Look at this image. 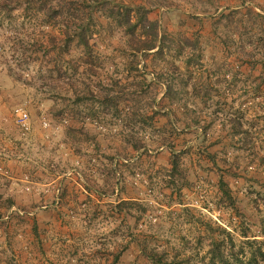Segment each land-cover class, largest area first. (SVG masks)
Masks as SVG:
<instances>
[{"label": "rangeland", "instance_id": "1", "mask_svg": "<svg viewBox=\"0 0 264 264\" xmlns=\"http://www.w3.org/2000/svg\"><path fill=\"white\" fill-rule=\"evenodd\" d=\"M93 1L60 10L85 45L1 0L0 264H206L219 227L264 252V0Z\"/></svg>", "mask_w": 264, "mask_h": 264}, {"label": "trees", "instance_id": "2", "mask_svg": "<svg viewBox=\"0 0 264 264\" xmlns=\"http://www.w3.org/2000/svg\"><path fill=\"white\" fill-rule=\"evenodd\" d=\"M16 0H13L15 2ZM28 3H34L36 1L41 4L39 5L38 9L44 10L45 16L48 18V20H51L53 23L60 22L62 24H65L67 26L66 28L71 25L69 20L72 21V26H74V30H65V35L69 38L72 36L80 37L79 41L84 42L85 45H87L86 40L84 39L83 31H78L79 28L78 25L75 23L76 17L72 15L71 13H67V17L61 13V8L65 3L71 4V5H82L87 4L89 0H55V4L51 3L52 0H25ZM92 1V0H91ZM98 4H101V6L104 8L105 4H110V0H94ZM93 1V2H94ZM1 3V0H0ZM38 3V4H39ZM118 10H116L114 7L107 9L110 14L118 13L121 17V23L124 25L127 29L129 28L132 30L135 26L140 25L142 27L141 36L146 37H137L138 42L141 44L140 46H137L136 49H151L155 46V40L157 36L156 32V26L153 24L151 25L150 29H145L144 19L146 18L145 12L143 10V7L141 5H138L135 8V18L132 21L131 20V12L133 11L131 8L127 7V5L120 1V4L117 5ZM110 15V16H112ZM260 16V15H257ZM74 18V19H73ZM58 20V21H57ZM76 24V25H75ZM69 29V28H68ZM253 48H255L256 52H246L244 49H242V52L245 55H248L250 58L243 60L246 61V63L249 64L250 68H254L256 65L264 64V36L259 35L255 40L251 42ZM159 49V48H158ZM177 156L174 155L172 158V166H171V173L174 175L175 172H177ZM174 172V173H173ZM223 184V183H222ZM220 231H223L225 233L224 237H217V238H211V246L208 249L209 251V258L208 262L206 264H264V252L261 251V249L258 247L251 251V254L249 257H245L243 255H240V251H231V247L233 245H229V249L226 248L224 243H233V240L230 236V234L225 231L222 227H219ZM225 238V239H224ZM225 240V241H224ZM228 240V241H226ZM257 242L256 239H246L245 243H255ZM161 259L155 260L154 264H161Z\"/></svg>", "mask_w": 264, "mask_h": 264}, {"label": "built area", "instance_id": "3", "mask_svg": "<svg viewBox=\"0 0 264 264\" xmlns=\"http://www.w3.org/2000/svg\"><path fill=\"white\" fill-rule=\"evenodd\" d=\"M15 115H16V122L18 124L19 127H21L22 129H27V119H28V115L24 110H21L19 108L15 109ZM72 171H69L67 174H71ZM76 174L79 175L78 172H75Z\"/></svg>", "mask_w": 264, "mask_h": 264}]
</instances>
